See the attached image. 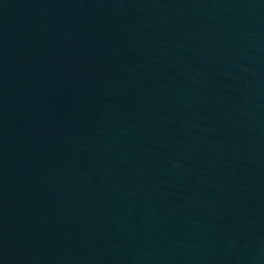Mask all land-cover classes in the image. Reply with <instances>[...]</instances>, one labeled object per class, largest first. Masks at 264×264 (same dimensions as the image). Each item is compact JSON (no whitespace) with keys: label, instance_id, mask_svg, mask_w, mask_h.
<instances>
[{"label":"water","instance_id":"water-1","mask_svg":"<svg viewBox=\"0 0 264 264\" xmlns=\"http://www.w3.org/2000/svg\"><path fill=\"white\" fill-rule=\"evenodd\" d=\"M0 264H264V0H0Z\"/></svg>","mask_w":264,"mask_h":264}]
</instances>
